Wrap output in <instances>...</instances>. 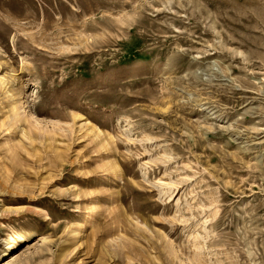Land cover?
Wrapping results in <instances>:
<instances>
[{
    "label": "rangeland",
    "instance_id": "obj_1",
    "mask_svg": "<svg viewBox=\"0 0 264 264\" xmlns=\"http://www.w3.org/2000/svg\"><path fill=\"white\" fill-rule=\"evenodd\" d=\"M0 264H264V0H0Z\"/></svg>",
    "mask_w": 264,
    "mask_h": 264
}]
</instances>
